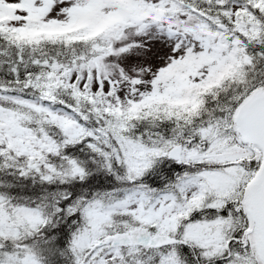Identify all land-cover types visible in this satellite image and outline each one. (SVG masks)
I'll return each mask as SVG.
<instances>
[{
    "label": "snow or ice",
    "instance_id": "obj_1",
    "mask_svg": "<svg viewBox=\"0 0 264 264\" xmlns=\"http://www.w3.org/2000/svg\"><path fill=\"white\" fill-rule=\"evenodd\" d=\"M0 264H264V0H0Z\"/></svg>",
    "mask_w": 264,
    "mask_h": 264
}]
</instances>
